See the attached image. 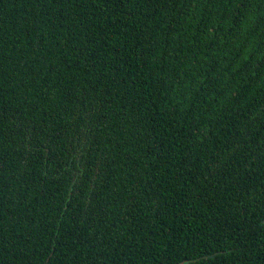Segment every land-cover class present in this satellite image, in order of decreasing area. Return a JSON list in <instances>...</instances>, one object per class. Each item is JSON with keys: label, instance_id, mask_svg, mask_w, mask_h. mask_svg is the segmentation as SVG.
<instances>
[{"label": "trees", "instance_id": "obj_1", "mask_svg": "<svg viewBox=\"0 0 264 264\" xmlns=\"http://www.w3.org/2000/svg\"><path fill=\"white\" fill-rule=\"evenodd\" d=\"M0 264H264V0H0Z\"/></svg>", "mask_w": 264, "mask_h": 264}]
</instances>
